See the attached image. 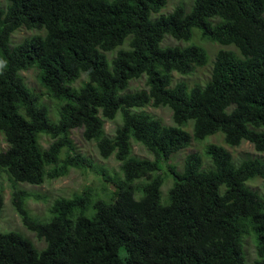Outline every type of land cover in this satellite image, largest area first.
I'll return each mask as SVG.
<instances>
[{"label":"trees","instance_id":"trees-1","mask_svg":"<svg viewBox=\"0 0 264 264\" xmlns=\"http://www.w3.org/2000/svg\"><path fill=\"white\" fill-rule=\"evenodd\" d=\"M167 2L0 1V133L7 144L0 175L13 186L22 224L45 242L37 249L20 231H0V264H264V183L261 191L247 183L264 179L263 158L235 160L224 146L207 143L206 160L193 151L181 169L162 167L192 140L216 133L231 147L248 141L264 152V0H193L189 10L178 4L160 13ZM21 27L35 33L13 42ZM194 29L236 51L218 50L204 83H173V73L189 75L208 63L198 44L162 45L166 36L186 42ZM30 68L57 104L53 114L27 85L21 72ZM139 78L145 88L130 91ZM147 106L168 107L172 124ZM116 116L110 137L104 121ZM73 128H82L103 158L114 156L121 176L96 168L114 190L57 197L41 221L16 183L39 185L71 167H91L75 149ZM41 135L52 139L47 147ZM132 142L153 157L134 156ZM166 178L172 183L162 203ZM3 206L0 186V213ZM246 235L254 243L250 262Z\"/></svg>","mask_w":264,"mask_h":264},{"label":"rangeland","instance_id":"rangeland-1","mask_svg":"<svg viewBox=\"0 0 264 264\" xmlns=\"http://www.w3.org/2000/svg\"><path fill=\"white\" fill-rule=\"evenodd\" d=\"M0 1L2 4L4 3V0ZM192 2L193 0H168L166 5L160 10V13H168L178 4H183L185 8L189 10ZM34 33L35 31L26 30L25 28L21 27L13 33L12 40L13 42H19L24 37L30 36ZM186 44H198L200 46H203L208 53L209 61L205 66L195 68L194 71L189 75H180L179 73H174L173 83L181 80L188 83V85H192L194 83H204L209 78L211 63L215 57L216 52L223 48L236 51L235 47L232 45L224 46L216 42L201 39L197 29H194L192 38L186 42H181L171 36H166L162 43V45L164 46ZM21 73L25 78L27 85L31 87L34 92L43 95V102L51 104V114H53V111L55 107H57V104H55V101L47 97L44 88L41 87V85L38 83V80L36 78L37 70L35 68H30L27 70H23ZM80 80L76 82V86L80 84ZM142 88H145L144 78L134 79L129 84L130 91ZM144 109L152 116L158 118L163 124H172L171 110L168 107L147 106ZM118 124H120L119 116H116L113 120H105L104 129L106 134L110 137L113 136L114 130ZM186 129L191 131V122L188 124ZM70 138L72 139L76 151L91 160V167L87 166V168L85 169L71 167L66 175L60 176L55 179H47L39 185H32L29 183H16V187L18 189H22L30 195L26 198L25 201V206L28 209L29 213L33 217L41 221L47 220V218H49V207L51 206L52 201L57 197L68 198L71 197L74 193H80L87 188L92 189L93 192L100 193V195H103V190H106V194L114 190L115 184L113 183V181L105 178V176L100 173V170L96 168H104L107 173L106 175H109L113 178L121 176V172L119 170V162L115 160L114 156L103 158L99 154L95 142L93 140H86L83 137L82 128L71 129ZM51 140L52 139H50L48 136L41 135L39 142L43 147H47ZM207 143H216L224 146L227 150H229L235 160H238L239 158L244 156L259 157L264 159V152L255 150L250 142L243 141L240 145L231 147L224 142L222 134L216 133L208 136L204 141L199 143L192 140L190 145L186 148L172 153L169 156L167 162H162L163 169L167 170L166 163L173 164L177 167V169H181L185 156L193 151L199 152L202 156L203 161L206 160V156L205 154H203V148ZM6 147L7 144L3 138V135L0 133V151L4 150ZM132 154L136 157H153V155L144 146L135 142H132ZM63 157L64 149L61 153L60 158ZM141 181L144 182L143 180ZM171 183V179L166 178L160 188L162 203L167 201V193ZM247 183L252 189L261 191L264 179L254 178L252 180H249ZM0 186L2 187L4 194V206L0 214V231H20L23 235H25L32 241L33 245L37 249L43 248L45 246V242L43 241V239L37 238L34 232L29 231L27 228H25V226L21 222L19 215L15 211L11 202L13 186L8 181L5 174L0 175ZM253 244L254 243L252 235H246L244 237V250L247 255L248 262H250L255 257Z\"/></svg>","mask_w":264,"mask_h":264},{"label":"clouds","instance_id":"clouds-1","mask_svg":"<svg viewBox=\"0 0 264 264\" xmlns=\"http://www.w3.org/2000/svg\"><path fill=\"white\" fill-rule=\"evenodd\" d=\"M225 49V48H223ZM209 61V60H208ZM213 61V60H212ZM174 74V73H173ZM234 147V146H233ZM26 201V200H25ZM2 212V211H1ZM1 214V213H0ZM18 214V213H17ZM20 217V216H19ZM35 218V217H34ZM48 219V218H47ZM43 221H46V220H43ZM26 228V227H25ZM30 231V230H29ZM25 236V235H24ZM36 236V235H35ZM28 238V237H27ZM29 239V238H28Z\"/></svg>","mask_w":264,"mask_h":264}]
</instances>
